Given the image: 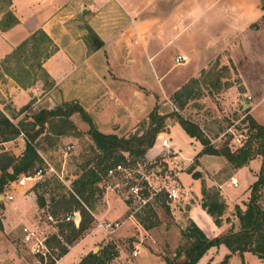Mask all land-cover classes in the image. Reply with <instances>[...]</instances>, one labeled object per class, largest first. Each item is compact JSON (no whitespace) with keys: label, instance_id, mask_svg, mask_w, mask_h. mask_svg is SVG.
<instances>
[{"label":"rangeland","instance_id":"374dc122","mask_svg":"<svg viewBox=\"0 0 264 264\" xmlns=\"http://www.w3.org/2000/svg\"><path fill=\"white\" fill-rule=\"evenodd\" d=\"M13 1L20 6L17 13L19 18L24 20V25L27 27L32 17L31 13H33L26 5L27 0ZM42 1L38 0V3ZM0 4L2 8L6 7L5 0H0ZM88 10L85 16L74 13L72 17L66 19L67 21L64 22L63 26L69 37L71 36L72 39L76 37L78 40H82L87 52H91L90 37L87 33L88 21L99 27L100 31L96 32L115 36L120 33L124 12L118 5L117 0H96L94 7H90ZM96 51L98 54H104L102 44ZM42 56L28 55L27 62H20V66L27 65V70L33 76H38L35 64L41 60ZM133 56H138L136 51L133 53ZM245 64L243 63V65ZM28 65L32 66V68H28ZM6 66L10 67V70L14 73L19 72L14 62H10ZM165 66H168V64L166 63ZM228 66L231 67L230 71L227 68ZM148 68V65L145 63H137L132 64L131 68L125 73H113L115 79L108 80L100 89L97 99L95 101L93 99L88 104L86 113L100 133H111L112 130L117 133L119 130L118 134L127 135L135 128L138 131L147 124L148 114L154 112L157 115L167 117L165 124L168 127L175 124L174 114L194 123L201 130V134L205 136L209 145L215 149L226 147L229 151L234 152L239 148L235 142V138H239L238 136L242 138L241 146L244 144L247 139L244 110L241 109L240 103L237 102L232 105L228 102V100L232 101L233 99V91H228L226 94V90L229 87H235L237 90H240L238 86L241 84L230 64L223 66L217 61L212 62L207 69L199 73L196 79L186 80L182 86L187 85L192 96L182 108H178L177 104L171 101L172 94L177 90H159L165 87L169 78L179 76L180 71L178 70H180V67H174L170 63L165 79L161 78L159 74H156V79H154L150 75ZM247 74L249 75L250 73L248 72ZM256 74L252 73L246 82H250L255 90H258L259 94L255 92L256 96L254 95L252 101L248 103H254L264 93V74ZM192 80H196V82H192ZM138 87L142 88L144 93L137 90ZM47 90L43 89V91ZM6 98L0 96L2 102H6ZM67 103L71 102L59 100V102L52 105V103L45 101L41 106L27 107L22 113H18L19 110L17 112L9 110L1 113L12 124L16 125L18 122L30 121L31 116L41 110V108L48 107L54 109ZM253 116L258 125L264 126V100L254 111ZM70 121L77 133H69L62 138L41 136L35 143L40 160L41 158L44 159L62 181L57 179L60 182L59 187L56 183L50 182L46 189H41L46 192L44 197L50 196L58 199L62 196L66 198L70 188L68 183L79 175V166L87 158L93 157V147L86 135V124L81 122L77 115H72ZM134 124L136 125L132 131L125 130ZM176 125L169 131L167 127L165 136H161V138L167 139V147L173 152L174 156L167 155L166 150L159 146L156 156L148 160H137L131 167L146 177L149 192L146 205L153 209L156 217L158 215L163 219V223L167 222L166 224H168L169 230H172L173 235L170 234V231L164 234L157 230V233H153L154 235L150 236V238L143 236L140 238L136 232V227H134L135 225L140 226L135 216L143 217L145 207H140L137 202L132 203L129 200H125L123 196L108 191L113 196L121 199L127 205L128 213L132 215L135 223L129 230L130 233L126 235L132 236V243H126V236L123 238L118 237V231H108L105 232V240L108 242L96 244V249H93L89 253H96L105 244L117 242L118 250L122 256L118 260L112 259V264H128L129 260L132 261L134 258L131 257V253L137 248L134 247L135 245L141 246L149 255L158 258L162 262H164L165 258L170 259L172 257L171 245L174 244L175 236L173 230L176 227H183V223L179 218L184 216L188 207L187 204L192 203V199L189 201L181 199L178 204L168 206L162 189L164 186H177L181 192H186L192 198L198 199L202 185L211 190L214 189L213 185H210L211 182L219 180L229 182L230 178H234L237 188H232L226 184L223 187V191L226 197L235 202V206L240 210L244 208L249 197V188L255 182L261 166L260 157H254L242 167L231 170V167L223 158L202 154L201 145L197 141L191 140ZM156 141L158 142V140ZM66 146H71L72 149L65 152ZM18 150H21L20 143L18 142L10 145L4 144V147L0 146V156L2 154L10 155L11 152L16 154ZM123 156L128 160L127 154ZM177 173L179 175L176 177ZM191 174H198L199 178L193 179L191 178ZM53 188L55 189L54 191H52ZM31 190L29 184L24 187H16L13 184L2 187V191L0 192V264H49L54 257L53 252L55 254L58 253V248H55L53 242L50 240V242L46 243L47 253L44 257L33 254L30 244L23 242V229L31 232H42L45 237L49 238L50 235L46 233L45 227L56 226V224L51 225L46 221L47 214L39 213L38 215H34L33 218H29L31 211L34 209L33 202L35 198L33 192L36 194L42 192L40 189L32 190L33 192L30 195ZM5 192L12 195V201L7 202L2 198ZM101 193L104 195L105 192L102 191ZM220 197L222 198V194ZM92 204L95 211L100 210L102 196L99 202L94 201ZM233 208L234 206L228 205L225 213L228 221L236 219ZM61 216L59 215L56 218L59 220ZM235 221L237 222V220ZM157 222H159L158 219ZM183 222L186 223L185 221ZM126 226L127 224H125ZM226 226L228 227V224ZM115 251L117 255V249ZM226 256H228L227 259ZM70 262L71 256L66 258L62 264H69ZM194 264H264V261L256 259V257L249 253H243L241 256L237 254L230 255L223 245H219L208 248Z\"/></svg>","mask_w":264,"mask_h":264},{"label":"crops","instance_id":"0c3cea01","mask_svg":"<svg viewBox=\"0 0 264 264\" xmlns=\"http://www.w3.org/2000/svg\"><path fill=\"white\" fill-rule=\"evenodd\" d=\"M261 2L264 0H117L124 12L123 23L118 35L98 33L96 31H100L99 27L88 21V29L101 42L104 49V54L101 55L97 51L87 52L82 40L69 37L63 26L66 19L72 17L74 13L80 16L87 15L86 12L90 7H94L96 0H43L41 3H38V0H27L26 5L33 12L27 27L17 13L20 6L15 1L9 0V5L6 4L4 8L0 4V20L9 12L17 23L4 31L0 30V96L7 97L6 102L0 100V112L4 113L9 110L17 112L27 104L33 108L41 106L45 101L53 105L59 100L77 103L86 112L88 104L99 96L102 86L108 80L115 79L113 73H125L132 64H147L150 75L154 79H156V74L165 79L170 63L174 67H180L179 76L169 78L165 87H159V90H178L186 80L196 79L210 63L217 61L223 66L230 64L241 82L238 86L240 90L235 87H229L226 90V94L228 91L234 92L232 101L228 100V102L232 105L240 103L241 109L246 111L244 116H249L258 124L253 113L264 100V93L254 103H248L252 101L256 93H259L246 80L252 73L264 74V26L261 23ZM40 4L42 5L39 7ZM37 30H41L56 49L48 59L41 61L42 70L53 84L47 91H43L39 80L34 81L33 85L26 89L19 88L4 74L1 66L4 59ZM135 51L138 54L137 57L133 56ZM176 56L183 58V63L174 64ZM166 63L168 66H165ZM243 63L246 64L243 65ZM227 68L231 70V67ZM137 90L144 93L140 87ZM136 124L125 130L132 131ZM174 125L176 124L170 125L168 131ZM118 132L115 133L112 130L111 133L102 134L121 135ZM161 136H165V133L159 134L158 140L163 139ZM15 142L20 143L21 150H18L16 154L11 152L10 155L17 158L23 151V139L18 137L5 144L10 145ZM158 143L154 142V145L144 155V159L148 160L157 155ZM178 175L179 173L176 177ZM226 184L231 186L229 182L222 180L210 183L220 195L222 194L226 206L218 227L200 208L201 196L194 199L188 193L183 192L184 199L186 201L192 199V203L187 204L184 216L179 218L183 227H174L175 236L174 244L171 245V256L181 243L179 232L186 224L183 221H191L207 239L223 235L229 230H237L236 219L228 221L225 215L228 205L235 206V202L224 194L223 187ZM232 188H237V185ZM29 194H32V190ZM45 199L47 203L48 199L46 197ZM260 205L264 209V197L260 200ZM33 207L29 218L39 213L46 215L49 212L47 206L38 209L35 200ZM90 215L92 222L89 228L80 239L67 247L66 254L54 264H62L69 256H71L69 264H76L83 256L96 249V244L107 243L105 231L97 228V224L116 222L118 227L114 232L118 231V237L123 238L130 233L129 230L135 223L132 215L128 213L127 205L110 192L102 195L101 209L92 211ZM157 219L159 221L157 225L149 230H143L135 225L138 236L150 238L157 233V230L164 234L170 231L173 235L167 222L164 224L163 219L158 215ZM125 224H127L126 227ZM45 229L50 236L56 234L55 226H46ZM125 239L126 243H132V236H126ZM112 243L117 249L114 260H118L122 254L118 250V243ZM134 247H137L131 253L134 259L129 260L128 264H164L158 258L149 255L141 246L135 245Z\"/></svg>","mask_w":264,"mask_h":264},{"label":"trees","instance_id":"16d2710c","mask_svg":"<svg viewBox=\"0 0 264 264\" xmlns=\"http://www.w3.org/2000/svg\"><path fill=\"white\" fill-rule=\"evenodd\" d=\"M5 1L9 5V0ZM260 9L262 11L261 23L264 26V2H261ZM16 23L17 21L13 16L7 12L0 20V30L4 31ZM87 33L90 37L91 51L98 50L101 47V42L90 29H87ZM55 50L49 38L41 30H37L4 59L1 65L2 70L21 89L28 88L36 80L42 83L44 90L49 89L53 84L42 70L41 61L48 59ZM28 55H43L41 60L35 64L38 76H33L27 70V65L20 66V62H27ZM10 62H14V65L16 63L15 67L19 70L18 73H14L10 67L6 66ZM28 68H32V66L28 65ZM26 78L27 80H25ZM192 82H196V80H192ZM188 88L187 85H184L172 94L171 101L177 104L178 108H182L191 98L192 93ZM27 107L29 104L20 108L18 113L24 112ZM72 115H77L80 121L87 126L86 135L93 147V157L87 158L79 166V175L68 183L70 188L66 198L61 196L55 199L48 196L46 203L44 197L46 192L41 189H46L50 182L56 183L58 187L60 183L52 174L45 175L42 180L31 187L32 190L40 189L42 191L39 194L32 191L38 209L47 206L49 209L47 215L56 221L58 220L56 217L62 215L55 226L56 234L51 235L46 241V243L52 241L54 247L58 248L57 254L52 251L54 257L52 256L49 264H54L64 256L67 247L80 239L89 228L92 222L90 213L94 211L92 203L94 201L99 202L102 196L99 183L105 170L116 164L131 168L135 161L144 159V155L154 145L158 135L165 133L168 127L165 124L166 116L150 112L147 117V124L140 130L136 131L137 128H135L134 132L132 131L127 135H105L97 131L88 114L74 102L50 110L41 109L31 116L30 121L18 122L16 125L12 124L0 112V146L3 147L5 143L19 136L23 137V151L19 157L15 158L12 155L3 154L0 156V192L4 185L15 183L20 176L44 168L35 148L38 138L41 136L62 138L69 133H77L70 121ZM173 118L175 124L181 128L186 136L201 145L202 154L223 158L231 170L242 167L254 157H260L261 166L255 182L249 188V197L244 209L240 210L237 206L233 208L237 220V230H229L223 235L207 239L191 221H187L184 228L179 232L181 243L174 250L170 259H164V264H194L208 248L219 245H223L230 255L241 256L243 253H250L256 259L264 261V209L260 205V200L264 197V126L256 124L249 116L245 115L247 139L241 147L231 152L226 147L221 149L211 147L194 123L177 114H174ZM123 154L128 155L127 161L123 158ZM191 178L196 179L199 176L198 174H191ZM54 190L53 188L52 191ZM143 193L145 195V192ZM200 196V208L216 227L220 226L226 206L219 192L215 188L210 190L202 185ZM144 207V216H135V218L143 230H149L157 225V217L151 207L146 204ZM164 210L166 209L164 208ZM73 213L79 217L77 228L73 226L71 221H62L64 216ZM115 257V246L105 244L96 253H88L83 256L76 264H110ZM227 258L228 256H226Z\"/></svg>","mask_w":264,"mask_h":264},{"label":"built area","instance_id":"2783aa9c","mask_svg":"<svg viewBox=\"0 0 264 264\" xmlns=\"http://www.w3.org/2000/svg\"><path fill=\"white\" fill-rule=\"evenodd\" d=\"M181 63H183V58L176 56L174 59V64L179 65ZM238 137L239 138H235V142L237 146L240 147L242 143V138L241 136ZM156 140H158V137ZM158 142L159 146L166 150L167 155H174L173 152L167 147V139H159ZM71 149V146H66L65 152L70 151ZM123 158L126 160L124 156ZM41 161L44 168L37 169L32 173L20 176L16 180V182L13 183V185L16 187H24L29 184L31 188L35 183L42 180V178L48 174L54 175L57 179H59V181H61L59 176L55 174L53 168L44 159L41 158ZM229 183L232 187L236 186V180H234L233 178L229 179ZM144 184H146L147 186ZM99 188L104 192L110 191L120 196H123L125 200H129L132 203L137 202L140 207L146 204L147 196L149 194L148 182L146 177L139 171L133 170L132 168L126 167L122 164H116L105 170L104 175L100 180ZM162 189L164 191L168 206L172 204L176 205L181 201V199L185 198V194L181 192L180 188L177 186H164ZM143 192H145V195ZM2 198L7 202L12 201V195L6 192L2 195ZM45 219L51 225L57 223V221L49 215H47ZM62 221H71L73 223V226L77 228V225L79 223V217L76 213H73L72 215L64 216ZM96 227L105 232H112L117 229L118 224L116 222H113L111 224L99 223ZM22 233L23 242L30 244L31 251L33 252V254H38L39 256L44 257V255L47 253V237H45L42 232H31L27 229H23Z\"/></svg>","mask_w":264,"mask_h":264}]
</instances>
